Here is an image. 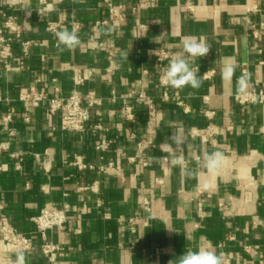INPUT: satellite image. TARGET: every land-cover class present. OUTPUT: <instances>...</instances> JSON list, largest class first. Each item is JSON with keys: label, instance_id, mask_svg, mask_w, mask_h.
<instances>
[{"label": "crops", "instance_id": "crops-1", "mask_svg": "<svg viewBox=\"0 0 264 264\" xmlns=\"http://www.w3.org/2000/svg\"><path fill=\"white\" fill-rule=\"evenodd\" d=\"M109 3L123 6V22L111 17ZM141 23H150L145 34ZM0 26L11 39L9 58L0 54V145L8 143L0 150V218L32 244L22 251L0 239V264H14L19 252L25 264H177L183 252L201 248L223 264H264V102L240 104L236 86L247 75L246 91L264 90V0H0ZM65 28L80 37L73 50L57 46L54 33ZM188 36L210 46L207 56L189 58L202 86L163 87L159 51L169 52L168 65ZM228 62L238 65L230 80L221 74ZM33 88L47 99L77 92L101 104L85 131H64L47 103L20 100ZM139 92L160 111L157 126L148 105L130 96ZM127 106L135 121L126 119ZM8 111L9 128L2 122ZM196 129L207 141L192 135ZM175 132L184 141L175 155L195 175L171 163ZM148 136L152 145L139 153L138 139ZM103 137L113 145L102 153ZM214 151L227 163L209 176L198 161ZM77 156L94 168L79 169ZM109 162L115 169L100 174ZM95 181L98 192L85 189ZM47 204L69 205L76 220L48 233L62 247L54 261L42 252L33 220Z\"/></svg>", "mask_w": 264, "mask_h": 264}, {"label": "built area", "instance_id": "built-area-1", "mask_svg": "<svg viewBox=\"0 0 264 264\" xmlns=\"http://www.w3.org/2000/svg\"><path fill=\"white\" fill-rule=\"evenodd\" d=\"M108 9L110 15L113 19L118 21H124L125 16L123 12L122 5H116L113 3L108 4ZM99 24H107V21L98 22ZM5 28H8L11 31H17L14 23L12 21H7L5 23ZM150 28V23H141L139 24V29L141 34H145ZM20 35V31L17 32ZM11 39L4 35V28L0 26V45L1 57L4 59L9 58L11 55V48L9 46V41ZM102 45V44H101ZM30 42L26 41L23 43L24 54L29 53ZM169 59V52L165 49H160L158 55V65L163 70L167 67V61ZM161 75V74H160ZM160 81V79H159ZM165 87V86H163ZM132 98L136 102L146 103L149 107V123L152 126H157L160 118V111L155 106L152 99L146 95L144 92H139L137 94H131ZM164 97L168 98V93L164 92ZM20 100L28 103L31 107H39L44 103L48 104V110L52 114L60 113L61 114V126L64 131L70 132H82L85 131L90 119H91V109L101 104V99L95 95L87 94L81 95L79 93H74L70 97H61L54 96L47 99L45 93L39 92L34 88L30 92L22 93L20 95ZM237 100L240 104H253V103H262L264 102V90L262 89H252L244 92L237 96ZM98 114H101L98 112ZM214 112L208 111L206 115L208 117L212 116ZM135 114L133 112L132 106L126 107V119L129 121H135ZM13 120V112L8 111L2 118L4 125L9 128ZM25 121L29 122L30 117H26ZM97 128H101L100 123L95 125ZM210 129V128H209ZM11 135L14 134V131H10ZM193 136H199L203 141H207L208 133L202 130H193ZM113 145V141L109 138L103 137L97 145V149L102 153L108 151ZM152 145V139L150 136L139 138L137 141V147L139 153L144 152L146 148ZM8 148V143H2L0 145L1 149ZM130 161H135L136 157H131ZM144 166L148 165L146 160L142 161ZM79 169L94 168L93 166L88 165L82 156H77L74 161ZM115 169L114 162H109L107 164L101 165L97 170L100 174H109ZM93 192L99 191V183L95 181L89 187ZM69 205L65 204L62 208L55 207L51 204H47L44 209L41 211L40 215L34 217V221L37 225V230L39 235L43 240L42 252L51 260L54 261L62 250V247L58 243H54L49 240L48 233L53 230H66L72 229L75 224V219L68 214ZM133 219H131L132 221ZM76 232H80V229H75ZM0 232H1V241L8 243L13 249L27 251L31 248V239L27 235L19 232L9 221V219L3 217L0 218Z\"/></svg>", "mask_w": 264, "mask_h": 264}, {"label": "clouds", "instance_id": "clouds-1", "mask_svg": "<svg viewBox=\"0 0 264 264\" xmlns=\"http://www.w3.org/2000/svg\"><path fill=\"white\" fill-rule=\"evenodd\" d=\"M54 36L57 40V46L63 49L73 50L81 43L80 37L75 29L69 30L67 28L56 31ZM182 52L173 56L164 68L160 75V84L165 87L173 89H183L190 86L193 89H199L202 86V79L197 76L198 68H193L190 65L189 58L205 57L210 51V46L201 37L195 36L185 37L181 41ZM238 65L235 62L225 63L221 68V74L224 79H231L236 71ZM237 89L243 94L249 87V79L247 75H241L237 80ZM168 144L169 149L172 150L173 156L171 163L180 165L182 171L186 174L195 175L194 170H190L184 166L181 157L176 156V151L184 142L183 137L179 132L173 133ZM173 145L176 147L173 148ZM227 163V158L221 151H214L205 154L198 161L199 168L205 169L209 176L219 175ZM205 184L204 187H209ZM14 264H25V257L23 252L17 254V259ZM171 264V261L169 262ZM177 264H223L220 255L216 254L211 249L188 250L178 256Z\"/></svg>", "mask_w": 264, "mask_h": 264}]
</instances>
